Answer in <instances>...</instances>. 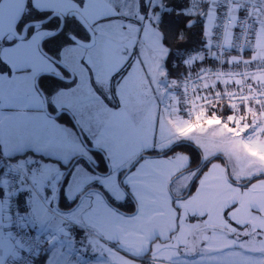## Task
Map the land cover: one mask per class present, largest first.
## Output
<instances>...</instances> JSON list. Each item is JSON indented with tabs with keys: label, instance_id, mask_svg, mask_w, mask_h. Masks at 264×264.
<instances>
[{
	"label": "snow or ice",
	"instance_id": "1",
	"mask_svg": "<svg viewBox=\"0 0 264 264\" xmlns=\"http://www.w3.org/2000/svg\"><path fill=\"white\" fill-rule=\"evenodd\" d=\"M0 264H264V0H0Z\"/></svg>",
	"mask_w": 264,
	"mask_h": 264
}]
</instances>
